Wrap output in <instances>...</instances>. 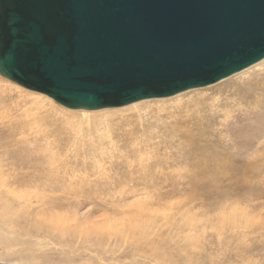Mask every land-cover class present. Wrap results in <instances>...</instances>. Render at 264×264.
Masks as SVG:
<instances>
[{
    "label": "rangeland",
    "instance_id": "1",
    "mask_svg": "<svg viewBox=\"0 0 264 264\" xmlns=\"http://www.w3.org/2000/svg\"><path fill=\"white\" fill-rule=\"evenodd\" d=\"M263 79L86 111L0 76V264H264ZM212 95L193 134L152 126Z\"/></svg>",
    "mask_w": 264,
    "mask_h": 264
},
{
    "label": "water",
    "instance_id": "2",
    "mask_svg": "<svg viewBox=\"0 0 264 264\" xmlns=\"http://www.w3.org/2000/svg\"><path fill=\"white\" fill-rule=\"evenodd\" d=\"M264 58V0H0V76L74 110L166 98Z\"/></svg>",
    "mask_w": 264,
    "mask_h": 264
},
{
    "label": "bare ground",
    "instance_id": "3",
    "mask_svg": "<svg viewBox=\"0 0 264 264\" xmlns=\"http://www.w3.org/2000/svg\"><path fill=\"white\" fill-rule=\"evenodd\" d=\"M257 64V63H256ZM254 66V64L252 65ZM249 68V67H247ZM246 69V68H245ZM244 70V69H243ZM262 75V74H261ZM263 76V75H262ZM257 79V78H256ZM255 79V80H256ZM260 79V78H259ZM2 80V79H1ZM254 80V81H255ZM264 81V79H263ZM253 82V81H252ZM258 83V81H257ZM262 85V84H260ZM240 86V85H239ZM232 87V86H231ZM254 87V86H253ZM233 88V87H232ZM257 88V87H256ZM261 88V89H259ZM257 89H259L258 91H262L264 90V84L262 85V87H259ZM221 89V87H217L216 89H213V91ZM253 90V89H252ZM226 91V90H225ZM250 92V91H249ZM255 92V91H254ZM253 92V94H254ZM263 92V91H262ZM255 93H258L257 91ZM3 94V93H2ZM252 94V92H251ZM252 94V95H253ZM262 94V93H261ZM264 95V94H263ZM222 96V95H221ZM252 97L254 98L255 96H251V95H247L246 98H242V99H252ZM259 97V95H258ZM211 99L210 103H206L208 100ZM263 99V98H262ZM261 98L259 99L260 102ZM5 101V100H4ZM221 98L212 96H204L202 97V99L197 100V102L189 104L188 106V110L189 111H185V113H179V114H175L174 112H169L166 113L165 116V120H163V123L161 124H154L152 125L156 130H164L167 133H171L173 135L176 136H182V135H188V134H193L195 131H197L198 129V125H200L202 123V120H208L207 118H209V120L211 121L212 119H215L217 116L220 115V111H213L210 110V108L212 107L213 109L220 107L221 105ZM262 101V100H261ZM136 103V102H135ZM261 104V103H260ZM259 105V103H258ZM264 105V104H263ZM262 105H260L261 107ZM259 108V107H258ZM224 110V109H223ZM222 110V112H223ZM88 111V110H86ZM213 111V112H212ZM190 112V113H189ZM226 112V111H225ZM222 114V113H221ZM228 115V114H227ZM230 115V114H229ZM159 118L163 117V115H159ZM231 118V117H230ZM226 119V118H225ZM224 121V120H223ZM216 124V123H215ZM215 124L213 123V125L215 126ZM212 125V126H213ZM204 126V125H203ZM202 126V127H203ZM169 127H171V129H169ZM211 128V126H210ZM205 129V126H204ZM133 131V130H132ZM207 131V130H206ZM136 132V131H135ZM134 134V133H133ZM132 134V135H133ZM205 134V133H204ZM130 135V134H128ZM207 135V134H205ZM149 136V135H148ZM170 136V134H169ZM138 137V136H137ZM159 137V136H158ZM205 137V136H204ZM127 142V141H126ZM129 142V141H128ZM132 142V141H131ZM112 143V142H111ZM260 143V142H259ZM114 145V144H113ZM125 145V144H123ZM128 145V144H127ZM132 145V144H131ZM262 145V144H261ZM101 149V148H100ZM195 166V165H194ZM196 168V167H195ZM194 170V169H193ZM2 174V173H1ZM1 177V176H0ZM2 187V186H1ZM6 187V186H4ZM10 204V203H9ZM12 204V203H11ZM8 208V207H7ZM4 212V211H3ZM6 217L9 216L5 215ZM17 216V215H16ZM4 217V216H2ZM14 217V216H13ZM5 220V219H4ZM9 221V220H8ZM6 223V220L3 221ZM9 226V225H7ZM8 230V229H7ZM15 230V229H14ZM145 230V229H144ZM144 232V231H143ZM13 233V232H12ZM2 236V235H1ZM11 240V239H10Z\"/></svg>",
    "mask_w": 264,
    "mask_h": 264
}]
</instances>
